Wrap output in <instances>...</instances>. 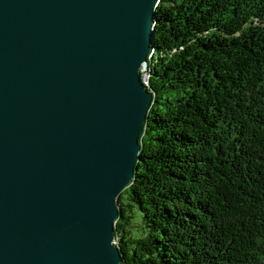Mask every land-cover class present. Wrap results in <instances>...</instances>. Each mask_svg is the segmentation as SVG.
Listing matches in <instances>:
<instances>
[{
    "label": "water",
    "instance_id": "water-1",
    "mask_svg": "<svg viewBox=\"0 0 264 264\" xmlns=\"http://www.w3.org/2000/svg\"><path fill=\"white\" fill-rule=\"evenodd\" d=\"M158 2L0 0V264H122Z\"/></svg>",
    "mask_w": 264,
    "mask_h": 264
},
{
    "label": "trees",
    "instance_id": "trees-1",
    "mask_svg": "<svg viewBox=\"0 0 264 264\" xmlns=\"http://www.w3.org/2000/svg\"><path fill=\"white\" fill-rule=\"evenodd\" d=\"M153 36L122 264H264V0H159Z\"/></svg>",
    "mask_w": 264,
    "mask_h": 264
},
{
    "label": "rangeland",
    "instance_id": "rangeland-1",
    "mask_svg": "<svg viewBox=\"0 0 264 264\" xmlns=\"http://www.w3.org/2000/svg\"><path fill=\"white\" fill-rule=\"evenodd\" d=\"M154 53L152 52V57L148 60V62L147 63H145L144 64V66H143V74H144V76H145V79H142L143 80V83L145 84V82L144 81H147L148 82V85H146L147 87H149V70L151 69V65H152V60L151 59H153V55ZM151 60V61H150ZM147 64H148V66H147ZM123 203H128L126 200H123ZM136 208V207H135ZM125 210L127 211V212H129L130 211V209L126 206L125 207ZM139 223H140V220L138 221V225H139Z\"/></svg>",
    "mask_w": 264,
    "mask_h": 264
},
{
    "label": "bare ground",
    "instance_id": "bare-ground-1",
    "mask_svg": "<svg viewBox=\"0 0 264 264\" xmlns=\"http://www.w3.org/2000/svg\"><path fill=\"white\" fill-rule=\"evenodd\" d=\"M152 52H154V50L151 51L148 60L152 57ZM151 60H152V59H151ZM151 60H150V61H151ZM147 62H148V61H147ZM147 62H146V63H147ZM144 64H145V63H144ZM144 64H143V66H144ZM147 66H148V64H147ZM148 72H149V71H148ZM143 73H144V72H143ZM148 76H149V75H148ZM142 81H143V80H142ZM144 82H145L146 85H148V82H147V81H144ZM143 84H144V83H143ZM145 84H144V85H145ZM146 85H145V86H146ZM146 87H147V86H146ZM147 88H149V87H147ZM115 243L117 244V240L115 241Z\"/></svg>",
    "mask_w": 264,
    "mask_h": 264
},
{
    "label": "built area",
    "instance_id": "built-area-1",
    "mask_svg": "<svg viewBox=\"0 0 264 264\" xmlns=\"http://www.w3.org/2000/svg\"><path fill=\"white\" fill-rule=\"evenodd\" d=\"M141 78H142V79H145V76H144V74H143V66H142V68H141Z\"/></svg>",
    "mask_w": 264,
    "mask_h": 264
}]
</instances>
